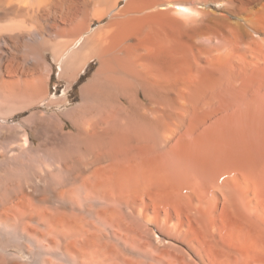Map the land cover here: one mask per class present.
<instances>
[{
	"label": "bare ground",
	"instance_id": "1",
	"mask_svg": "<svg viewBox=\"0 0 264 264\" xmlns=\"http://www.w3.org/2000/svg\"><path fill=\"white\" fill-rule=\"evenodd\" d=\"M0 264H264V0H0Z\"/></svg>",
	"mask_w": 264,
	"mask_h": 264
},
{
	"label": "rangeland",
	"instance_id": "2",
	"mask_svg": "<svg viewBox=\"0 0 264 264\" xmlns=\"http://www.w3.org/2000/svg\"><path fill=\"white\" fill-rule=\"evenodd\" d=\"M48 57H49V61L52 62L50 56H48ZM54 68H55V72H54V75H53V81H52V84H51V89L54 92L55 89L57 88V93H56L55 96H60L62 94V91H63V88H64V83L58 81V77H57V71L58 70H57L55 65H54ZM92 71H93V67L90 68L89 73L86 76H83V79L78 84H76L75 87L73 88V90L71 91V98L75 99V103H77V101H78L77 98H79V94H78L79 85L82 84L83 82H85L90 77Z\"/></svg>",
	"mask_w": 264,
	"mask_h": 264
}]
</instances>
